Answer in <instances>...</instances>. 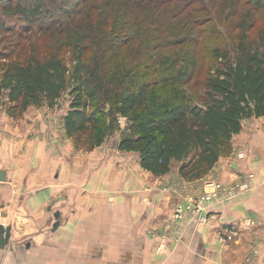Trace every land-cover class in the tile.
<instances>
[{"label": "trees", "instance_id": "1", "mask_svg": "<svg viewBox=\"0 0 264 264\" xmlns=\"http://www.w3.org/2000/svg\"><path fill=\"white\" fill-rule=\"evenodd\" d=\"M78 1L67 23L52 21L46 29L56 33L65 24L58 46L75 52L72 68L55 53L44 60L34 52L0 60V107L9 117L19 118L31 106L55 107L66 93L63 126L76 149L100 146L123 117L119 150L136 152L153 176L176 163L179 177L192 182L230 153L245 119L264 116V28L252 39L244 30L233 51L210 50L214 65L192 94L198 65L190 56L197 51L184 52L188 35L173 0ZM4 2L2 13L13 11L27 22L49 14L44 0ZM251 3L264 10V0ZM91 14L84 26L74 20Z\"/></svg>", "mask_w": 264, "mask_h": 264}, {"label": "crops", "instance_id": "2", "mask_svg": "<svg viewBox=\"0 0 264 264\" xmlns=\"http://www.w3.org/2000/svg\"><path fill=\"white\" fill-rule=\"evenodd\" d=\"M61 104L28 109L19 119L0 110V224L10 227L0 264H12L15 248L25 264H243L246 257L245 264H264V116L245 119L232 139L246 157H221L206 176L241 182L252 173L249 192L212 210L205 225L188 221L180 241L155 254L148 229L163 226L175 190L192 183L176 169L153 176L117 143L76 149ZM223 230L233 241L222 247Z\"/></svg>", "mask_w": 264, "mask_h": 264}, {"label": "rangeland", "instance_id": "3", "mask_svg": "<svg viewBox=\"0 0 264 264\" xmlns=\"http://www.w3.org/2000/svg\"><path fill=\"white\" fill-rule=\"evenodd\" d=\"M18 2H21V0H5L4 3H13V5H15ZM77 3H79L78 0H44V6L49 14H45L44 17L34 22L25 21L20 16H16L13 11L2 13V8H0V60H23L31 52H34L35 55L44 60L49 57L50 54L55 53L66 61L69 68H72L76 63L74 61L75 52L72 48L69 49L58 46V41L61 40L59 33L64 32L62 29L65 24L59 28H55L56 33H53V30L49 31L46 29L47 27L51 29L54 21H57L59 24L63 22L67 23L69 14L76 11L73 9V6ZM176 4L181 7L180 11L176 13L177 20L181 21V28L188 35L187 42L184 46V52L187 50L197 51L190 56L196 58L198 65L192 80L194 84V92L192 94H197L199 93L198 90L201 83L206 79L209 70L214 65L210 50L214 47H221L233 51L240 34H242L244 30L247 31L249 38H256L261 29L264 28V10L255 8L251 0H181L180 3H178L177 0H173L170 3L171 7ZM92 17L93 15L91 14L87 19L80 20L81 17H78L74 20L77 25L84 26L88 21L92 22ZM163 50L165 49L163 48L158 52ZM90 57L91 55L89 54L87 59L89 60ZM59 102H62L61 105L64 107L65 103L68 105L66 93ZM108 107V104H105V108L108 109ZM31 108L38 107L31 106L28 109ZM0 110L5 111L4 107H0ZM25 113H27V111L24 112V114ZM23 115L21 117H23ZM125 128L126 118L118 116L117 127L107 137L105 142L118 144ZM232 149L230 153L222 157H235V153L239 149L237 147H232ZM125 152L129 153L131 157L135 155V157L139 158L136 152ZM175 169H178V164L173 163L171 170L173 171ZM212 178L215 177H205L202 180H198L196 183L195 181L189 182L192 184H181L179 189L175 190L176 201L174 206L178 199L177 194H181L183 197L187 194L190 187H199L204 181ZM172 212L163 220V226L160 229L151 228L147 231L149 237L155 241L153 248L155 254L169 251L180 241L179 239L175 241L172 237H169L165 246L160 250L158 249V246L163 240L162 234L166 231L164 230V226H166L167 222H171ZM188 221L191 220L185 217L182 220V224L181 220H178L171 225L173 226L171 230L172 233L174 235L179 233L181 238L183 228L187 225ZM161 232L162 234H160ZM231 241L233 240H229L225 245L221 246H227ZM13 257L12 264H25V254L22 255L21 251L16 248ZM246 258L243 260V264L246 263Z\"/></svg>", "mask_w": 264, "mask_h": 264}, {"label": "built area", "instance_id": "4", "mask_svg": "<svg viewBox=\"0 0 264 264\" xmlns=\"http://www.w3.org/2000/svg\"><path fill=\"white\" fill-rule=\"evenodd\" d=\"M233 150V149H232ZM234 153V150H233ZM235 156L240 159L246 157V152L237 150ZM254 175L252 173H246L241 182H223L219 179L212 178L204 181L199 187H190L183 197L181 194H177L178 199L173 208L171 222H167L163 234L162 241L158 246V249H162L169 237L173 240H180V234L172 233L173 225L178 220H182L187 217L190 220H196L199 225H205L208 220V215L214 209H221L224 205L233 201L235 198L242 194L249 192L252 187L251 181ZM173 222V223H172ZM250 224L246 222L248 227ZM233 234L230 231H222L217 235V240L220 245H225L229 240H232ZM257 253L255 249L252 250V255ZM251 257L246 258V262H249Z\"/></svg>", "mask_w": 264, "mask_h": 264}, {"label": "water", "instance_id": "5", "mask_svg": "<svg viewBox=\"0 0 264 264\" xmlns=\"http://www.w3.org/2000/svg\"><path fill=\"white\" fill-rule=\"evenodd\" d=\"M6 180L5 173L0 171V182ZM59 213H54V223L51 226V231H55L60 224L59 221ZM10 243V227H4V225L0 224V249H4Z\"/></svg>", "mask_w": 264, "mask_h": 264}]
</instances>
